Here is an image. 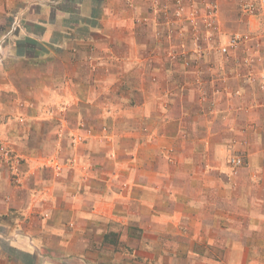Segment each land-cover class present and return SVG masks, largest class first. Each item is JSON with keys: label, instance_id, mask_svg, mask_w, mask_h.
I'll list each match as a JSON object with an SVG mask.
<instances>
[{"label": "crops", "instance_id": "0c3cea01", "mask_svg": "<svg viewBox=\"0 0 264 264\" xmlns=\"http://www.w3.org/2000/svg\"><path fill=\"white\" fill-rule=\"evenodd\" d=\"M241 1L217 0L224 30L232 28L234 10ZM19 4L27 6L18 7ZM36 4L48 5H42L36 14ZM57 4L61 1L0 0V15L12 14L15 18L10 32L4 36L11 38L8 59L0 63V97L4 90L9 91L5 96L13 102L36 99L39 104L46 103L62 74L66 84L74 80L71 73L79 71L88 45L94 42L100 47L97 51L100 61L94 70L87 67L91 78L88 80L85 74L79 73L77 80L64 87L86 109H99L104 104L100 93H104L109 83L105 84L104 77L101 79L97 74L112 70L106 64L101 46L105 47L109 40H121V36L107 32L106 24L110 22L107 16L102 19V26L99 23L91 26L86 20L93 13L84 12V8L72 20L56 11ZM80 4H90L93 8L95 3L80 0ZM245 19L251 27L259 20ZM133 35L135 41L142 40L136 32ZM20 42L33 46L35 53L29 54L27 49L20 54ZM107 56L123 59L114 50ZM164 65L166 68L158 70L171 71L174 75L162 73V79L153 83V73L146 69L144 75L150 85L139 79L121 88L128 90L123 97L133 106L128 112L129 117L133 114L130 123H134L130 131L132 139L127 141L134 159L115 163L129 167L131 178L124 183L125 190H118L122 183L110 184L99 174H91L81 184L83 190L77 196L73 195L76 189L66 195L56 194L55 184L50 182L46 192L38 193L36 202L33 198L30 200L27 216L14 228L0 221V229L6 230L13 241L9 246L31 257L30 264H264V92L244 81H235L231 88L240 87L252 93L244 91L245 95L230 102V107L253 101L258 107L236 117L237 112L223 103L218 112L210 113L199 103L192 83L191 74L197 68L168 69L165 61ZM185 70L191 74L188 76ZM225 72L242 73L244 69L233 60ZM174 79L180 82V87L168 82ZM205 81L209 84L210 76L206 75ZM119 88L117 84L115 89ZM164 104L168 106L167 114H163ZM230 121L235 126L248 123L245 125L248 146L243 148L247 149L249 160L245 171L258 172L259 177L255 185L257 193L252 190L253 185L237 186L240 192L244 191L239 199H233L232 182L219 172L224 167L219 154L226 152L227 143L236 135L232 131L234 124L225 126ZM144 122L152 126L149 141L140 126L137 128V123ZM168 149L175 150V164L166 159ZM93 163L97 172L106 166ZM6 174L1 167L0 187ZM26 187L30 189L29 183L23 186ZM3 196L0 188V203L6 205ZM13 200L18 201L14 196ZM58 204L65 207L62 219L56 217V211L61 210L57 209ZM8 207H0V217L5 218L11 212L13 206ZM45 211L52 219L39 220ZM53 238L59 240L56 246L49 242ZM6 254L0 245V264H29L21 258L11 261Z\"/></svg>", "mask_w": 264, "mask_h": 264}, {"label": "rangeland", "instance_id": "374dc122", "mask_svg": "<svg viewBox=\"0 0 264 264\" xmlns=\"http://www.w3.org/2000/svg\"><path fill=\"white\" fill-rule=\"evenodd\" d=\"M60 1L61 4L56 5V11L66 14L71 19L76 20L79 11L84 8V12L93 13L86 20L91 26L97 23L102 26V19L107 16L110 20L106 24L107 32L121 36V40H109L105 47L101 46L106 64L112 70L106 74H97L101 79L104 77L105 84L109 83L104 87V93H100L104 104L99 105V109L97 107L86 109L83 102L64 87L77 80L79 73H82V76L85 74L89 80L90 73L87 67L91 66L94 70L100 61L97 54L100 47L94 42L88 45V53L81 59L83 63L80 64L79 71L71 73L74 80L66 84L62 74L61 81L56 82L55 92L53 90L52 96L45 99L46 103L39 104L36 99L13 102L5 96L10 94L9 91L3 90L0 97V168L5 169L7 176L0 187L6 205L0 203V207H13L5 218L0 217V221L8 223L13 228L19 220L27 216L30 200L33 198L36 202L38 193L50 187V182L55 184L56 194L66 195L76 189L73 195L77 196L78 192L83 190L81 184L87 182L86 179L91 174L93 176L99 174L103 181L110 184L122 183L121 189L118 190L123 191V188L125 190L124 183L131 178L129 167L116 166L115 163L119 161L128 163L130 159H134L127 142L132 139L130 131L134 123H130L133 114L131 113L132 116L129 117L128 112L133 106L124 98L128 90L121 88H127L130 83H135L139 79L140 82L150 85V80L145 79L144 70L149 69L153 73L151 81L158 83L159 78L162 79V73L174 75L171 71L158 70L166 68L164 61L169 64L168 69L197 68L193 74L186 70L185 74L193 76L192 83L197 89L198 101L202 106H206L210 113L218 112L223 103L229 109L230 102L245 95L246 90L243 88H231L235 81H244L245 84L256 86L264 92V20L259 19L254 27L248 24L241 12V4L246 0H242L234 10L235 21L230 30L221 28L220 6L217 0H94L93 8L90 4L88 6L80 4V0ZM42 5L48 4H36V14ZM26 6L27 4L18 5L23 8ZM12 16L0 15V63L8 59L6 55L11 37L4 36L12 28L15 19ZM210 20H215L212 26L209 25ZM134 32L141 36V41L132 38ZM236 34H247L249 38L232 48L229 45L230 40ZM18 47L20 54L27 49L29 54L35 53L33 46L28 47L23 42H20ZM223 47L229 48L228 54L221 53ZM113 50L121 54L123 59L108 57L107 54H112ZM233 60L237 62L239 68L244 69V72L234 74L225 72L227 65ZM153 68L154 70H150ZM206 75L210 76L209 84L205 81ZM66 78L70 80L68 75ZM168 82L177 88L180 87V82L177 83L175 79ZM117 84L120 85L119 90L115 89ZM184 84L189 86L187 83ZM258 105L253 101L247 105L233 104L230 109L237 112L238 117L242 112L244 114ZM167 108L168 106L164 104L163 114H167ZM262 108L264 109V105ZM137 124V128L140 126L142 134L146 136V141L152 139L150 132L152 126L145 125V122ZM232 124L234 123L230 121L225 126ZM245 125L248 123L239 124L238 127L232 125V131L236 132V135L227 143L226 152L219 154L221 166H224L223 171L219 172L232 182L233 199H239L244 193L243 190L241 192L238 190L239 184H247L249 187L253 185L252 190L256 193L258 190L255 189L259 181L258 172L245 171L249 161L247 149H243L248 146ZM96 149H101V152H97ZM234 156L243 159L242 166L234 168L230 164V159ZM176 158L175 150L168 149L166 159L175 164ZM93 162L104 163L106 166L104 170L97 172ZM108 163L111 166H107ZM221 179L222 177L219 178L220 181ZM27 183L29 190L28 187L23 188ZM68 190L70 191L66 193ZM13 196L18 201H14ZM42 206L46 207V204ZM60 208L64 210L62 213L61 210L56 211V217L62 219L65 207L58 204L57 209ZM237 211H240V208ZM50 218L52 219V216L45 211L40 214L39 220ZM5 232L6 230L0 229V245L7 252L6 256L11 257V261L21 258L30 264L31 257L9 246L13 241ZM110 240L112 241V237ZM49 242L56 246L59 240L53 238Z\"/></svg>", "mask_w": 264, "mask_h": 264}, {"label": "built area", "instance_id": "2783aa9c", "mask_svg": "<svg viewBox=\"0 0 264 264\" xmlns=\"http://www.w3.org/2000/svg\"><path fill=\"white\" fill-rule=\"evenodd\" d=\"M182 4V3H180ZM241 12L244 17H246L249 21L250 20H264V0H246L241 4ZM215 20H210L209 25L212 26ZM249 36L236 34L232 40H230V47L234 48L238 45V43L242 40H247ZM228 47H223L221 49V53L226 55L229 53ZM244 163L243 159L240 156H234L230 159V164L234 168H238L242 166Z\"/></svg>", "mask_w": 264, "mask_h": 264}]
</instances>
